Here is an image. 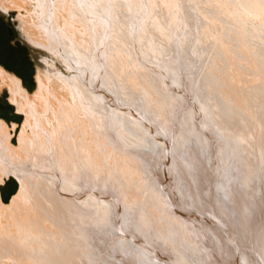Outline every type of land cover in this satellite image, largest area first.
Wrapping results in <instances>:
<instances>
[{"label": "bare ground", "instance_id": "bare-ground-1", "mask_svg": "<svg viewBox=\"0 0 264 264\" xmlns=\"http://www.w3.org/2000/svg\"><path fill=\"white\" fill-rule=\"evenodd\" d=\"M152 1L148 0L149 4L150 3L152 4L153 10L151 12L153 13L154 8L158 7L159 5L156 4V1L153 2ZM214 1H219V0H214ZM182 2H183L182 0L177 2H175L174 0H170V2L168 1L167 3L164 4V6H167L168 8L171 7V10H173L174 8V11H172V13L169 12V16L167 17L168 18L167 20L169 21H166L164 19L166 23L169 22L168 25L166 26H168L169 28H171L172 26L176 27L179 20H181L183 23L182 25L183 27L182 28L180 27L178 34H175L173 32L174 29L171 31L173 32V36H172L173 41L171 42V44L172 43L175 44L174 45L175 47L171 52L174 53L176 60L177 59L184 60L183 54L185 49L183 45L188 40V37L193 33L190 29L189 30L187 29V26L188 28L191 27V23L188 20V16L190 15V13L188 15L186 8L188 7L192 9L194 13L193 16L196 15L195 17L198 18L197 15L199 12H201V9L202 12L205 11L203 10L205 7L202 4L206 5V7L207 6L214 7L215 5L212 3V0H184V3ZM191 2L192 4H190ZM80 3L84 5L83 6L84 8L86 6L85 11H89L90 17L92 16H95V18L98 17L95 14L94 15L91 14V13H96L95 11L91 10V7L93 6L99 7V3L98 5H96L97 4L96 0H0L1 12H7L9 9H14V8L17 9L18 11L24 10L25 14H19L17 18L19 21V29L21 30V34L23 35L25 40H27L28 43L32 44V46L34 45L35 47L39 45L44 51L43 55L41 56L39 55L40 66L38 67L37 76H36L37 89L32 94L24 89V87L20 83V80L17 77L12 75V73L10 74L6 72L4 69L0 67L1 86H5L8 89L10 93V101L16 106L18 112H22L25 115V119H26L21 129V132L18 136L17 146H13L10 143L9 129L0 119V183L2 182V178L9 174H13L19 182V189L17 193L11 197L9 203H3L2 201H0V262L4 261L3 259L7 257L13 259V256L10 257L12 253H15L16 255L15 257L17 258L19 254L22 255V257H26L29 253H32V258L26 260L18 258V260L23 262V264H26L25 262H28L29 264H80L79 259L81 258H79V242H78L80 204H79V199H77V197H79V171L77 175L78 178H76V180H74L72 172H74L73 171L74 168H76L77 166L79 167V157L77 154L78 152L77 150L79 149V118H80L79 107L81 106L83 108V110L80 109L81 112L84 114L83 120L90 121V117L92 114L91 111L92 108L89 107V103L87 102L86 100L87 98L85 97L87 95H83L81 92H79V88H80L79 85H80L85 90L84 92H86V94H89L91 96L93 101L96 102L101 101V103L102 102L104 103L105 106H103V104L101 106L103 108L106 107L108 114L111 115L113 120L117 118L119 121L123 122V120L125 121L123 115H128L129 117L131 116V119L133 118L136 119L135 121H138L137 124L144 125L145 129L148 130L147 132L148 135H152L151 134L152 132L150 133L149 131L150 125L148 126L145 123L152 124V122L155 121L162 129V131L159 132L160 135L162 134V138L158 139L159 137L157 138L154 137V140L152 139L154 141L152 142L155 145L149 144V142H147L146 146L142 147L143 153L142 154L140 153L138 155V157L140 156L139 157L140 159L136 160V161H140V160L142 161L139 162L140 166L136 165L132 168L131 164H128L130 169L131 170L134 169L136 173L132 174L133 172L132 171L129 174L128 172L131 170L127 171L124 182L126 181L127 184L129 185L133 183V187L135 188V190H139V189L141 190L146 188V186H149L152 183H156L160 190V199L162 203L166 205L167 208L169 206V208L167 209L169 212L166 210L167 212L165 213L164 212L165 209L164 210L161 209V207L162 206L164 207V205L161 204L162 206L160 207L159 203L154 200L155 204L153 203L152 205H156V207L154 208L149 207V208L151 210L154 209V213L155 215L157 214L158 219L157 218L155 220L152 219L153 216L150 213L149 214L145 213L144 215L140 212L139 214H141V217L139 216L140 217L139 225H142L145 220H148L150 221V224L153 223L155 227L157 228L159 227L162 229L161 227L162 223H164L165 221L166 223H171V226H173L172 229L169 227L168 228L172 230L174 234V239L172 238L173 235L171 236V238L174 241L176 240V242L179 241L182 242L184 240L185 244L181 243V248L183 247L188 252H194L193 250L195 248V245L189 239H187L188 237L186 235V232L183 231L185 229L180 230L179 225L177 223L172 222L173 212H175L174 214H182L181 219H183V221L186 223L185 224L186 228H188L191 231L193 238H195V240L197 239V241L201 243L202 248L205 250V252L202 254V256H204V258H202L204 264H264V200L261 199L259 196L258 197L254 196V194L252 193L253 187H252V192L249 193L248 189L243 190L242 187L238 188L237 186L238 183L235 186V183L233 181L234 176L223 174V172L225 171L229 172V174L230 173L236 174V172L231 171L233 169L229 167H228L229 169L222 168L223 165L220 163L221 160L219 159H222V156L226 154L227 150H225L226 148L223 147L220 142H218L219 138H217V136H213L215 133L210 123L211 120L208 114L209 105L208 102L206 101V99H208L206 97L207 96L206 93L208 92V90L207 89L204 90L206 91V93L204 91L203 92L198 91L197 93L196 92L197 89L194 90L192 88V83H191L192 81L190 79L191 74L189 73L190 70L189 72L187 71L190 74V75L187 74L188 75L187 76L185 75L186 74L185 71H184L185 74L184 73L182 74L183 70H186L182 68L179 74L180 76L178 75L179 78L176 79L174 77L176 79L174 81V85L180 87L182 90V94L179 95L177 94L178 97H180L184 101L188 97L187 101L189 104H191L192 107H193V102L191 101L194 99L196 104L201 107L203 111L202 119L210 126L208 131L209 134L212 135L210 137V135L204 132L203 134H201L202 136L200 135L198 137L197 136L194 137V133L192 131L190 145L179 148L178 145L175 143V139L177 134H179L178 124H180L179 123L181 119L180 116L183 115L182 117H185L184 114L186 115V113L183 114L181 113L183 112L182 104L180 108H178V106L180 105L178 104L179 101H177L178 98L177 99L174 98L176 99L175 104L172 105L174 107L173 110L174 113L170 117L171 118L170 122L169 120L167 122L166 119L163 120L162 118H161L162 120L160 118L158 119L151 118L150 116L146 115L147 113H145L141 109L140 110L143 113L140 112L141 114H139L138 108H137L138 110L135 109L136 114H134L130 110V105L134 107L133 104L127 102L125 98L121 97L120 95L112 92V91H116V88L112 84L113 81L111 83V81H109L108 78H105V75L103 73L104 65L99 56V51L96 48L97 44H95L96 40L97 42L101 40L99 38L98 40L95 37V35L97 34L96 32H98L97 30L101 29L100 27H98L99 29H97V26L100 24V22L101 24L99 26L107 27L109 31L110 29L113 28L114 25H116V23L114 24L115 11L107 7L101 8L100 11L101 18L104 19L103 20L100 18L102 21H99L97 19L95 20L94 18L87 19L88 18L87 16H86L87 18H84L86 22L87 21L89 22L90 20L91 22L92 21L93 22L92 23L90 22L88 28H85L87 27V25L83 27L85 28L86 31L83 30L82 32L85 33L88 32V40L84 42L85 40L84 39L83 49L82 48L79 49V43H80L79 18L81 17L79 14ZM109 3L111 4V2ZM128 4L130 5V3ZM254 4H256L258 10L262 9L259 12V16H264L263 15L264 0H256ZM182 5L183 7L181 8ZM252 7L255 8V6ZM226 9L228 10V8ZM245 9L247 10V8ZM246 10L244 12H246ZM250 11H252V9L247 11L248 14ZM151 12L150 14H152ZM244 12L242 14H245ZM218 13L220 14V12ZM156 14L153 15V17H151L150 20L156 21L155 23L152 22V27L154 28L155 31H160L159 29H161L163 33L161 32L160 35H157V32L153 33L145 29V24L147 25L148 18H147V23L144 24L140 23L139 25H136L134 23L133 24L136 25L138 29L144 28L142 30L145 35L147 34L148 31L151 32L150 34L152 35V37L153 35L154 38L155 36H157L156 39L152 38L153 40L149 42L150 46H152L154 49L153 50L150 49L151 48L150 46H149L150 48L148 46L147 48L149 49L148 53L149 52L151 53L153 51L152 54L154 53V55L158 56V54L162 53L161 50H164V48H166V44L163 43L165 45L164 46L158 40L159 39L163 40L162 42H164V40L165 42L166 41L168 42V40L166 37L167 33L166 31H164L165 29L167 30V28L164 26V24L161 21L159 22L160 17L161 19H163V16H161V14L160 15L158 14L157 16ZM162 14L164 15L163 12ZM239 17L240 16H238V18ZM243 17H248V16L243 15ZM255 18L256 17L254 16V19ZM208 20L211 21L210 19ZM116 21L118 20H115V22ZM95 22L98 23V25L95 26L96 24ZM196 24H197V30L201 28L198 23ZM220 24H223L222 21L220 22ZM248 25L251 27H247ZM242 26L247 27L246 29L244 28L243 32L245 33L248 32L250 33L251 36H254L257 39L264 38V33L261 31V29H258L259 27L258 28L256 27L257 25L255 26L254 24L243 23ZM250 28L252 30H249ZM183 30L184 33L186 31L188 37L185 34H183ZM101 31H103V29H101ZM101 31L100 33H102ZM223 31H225V29ZM218 32L221 33L220 31H217V33ZM245 33L242 34L241 32L235 31L236 37L239 36V38H242L247 41L248 38L245 36ZM135 34L137 35L138 38L139 35L137 33ZM136 35L134 36L136 37ZM226 35L231 36L230 33H227ZM222 37L224 36L222 35ZM94 38L95 41H93ZM230 40L231 39L228 38V42H225L226 47L229 46V44H231ZM89 45H91V47H89ZM196 48L198 47L196 46L192 50H194L195 52L197 50ZM81 49L83 50V52H81ZM144 51L147 50L144 49ZM243 51L245 53H248L249 55L246 54L244 56H241L240 54L238 55V52H234L233 50H231L232 54L234 55L233 58L229 53L230 51L225 50L226 59L230 60L232 66H234V68L236 67V69L238 70V74H240L238 78L231 79L232 77L230 78V75L227 73L221 75L219 73L220 69L218 70L217 67L214 69L213 72H211V74L213 75H210L211 78L210 82L214 84V87L216 88L221 87V85L223 84V87L225 89V91H222L220 90V88H217L219 89L218 91L219 99L218 97H216L217 99L214 98L217 106L215 107L216 109L213 110L214 119L212 120L215 121L217 120L219 128L223 129L222 132L226 134L228 133L231 140L234 141V142L231 141L230 144L232 145L230 148L234 149L233 151L235 153H238L240 151V150L238 151V149H240L239 146H236L238 145L236 144L237 140L239 142L241 140V137L245 136L246 128H244L243 126H245L246 124L248 127H250V123H251L250 121H252L251 125H253L254 123L255 126L253 125L252 127H250V129L252 128L254 129L255 127L257 129V130L254 129L255 131L253 132L251 131L252 133H254V135H256L254 137V140L251 141V143L253 142V144L254 142H256L255 145L257 150H254L256 153V151L259 152L261 150L262 146L260 144H263V141H260V139L261 140L264 139V132L261 131V129L259 130V128H263L264 124L259 121L257 122L256 119L255 120L253 119L254 117L253 114H255L256 112L249 113L250 109L248 107L247 101H245L246 99L244 98L245 95L244 92H248L246 96L248 97V99H250L248 94L250 95V92H253L251 89H253L254 92L256 93L253 94L251 93V94L254 95L258 93L257 96L264 100V95H261L264 93V86H260V84H264V83H262L261 81L260 83H257L256 81H254L256 80L255 77L252 78L253 80L251 82L248 81V78L246 79V77H244L245 74H247L246 71L244 72V70L247 67H243L241 64H238L236 60L241 59L243 62H246L247 60H249V58H252V56L256 57L258 55L257 57L259 59H261L262 57L260 62L258 60L257 62H255L254 60L253 63L256 66L257 70L264 75V71L262 67H260L261 64H264V55L261 56V53H259L258 50L250 51L248 49ZM257 57L256 59H258ZM218 59L221 62L225 60L223 57ZM232 59L233 61H231ZM56 61H58L61 64V66L66 67L67 70L74 71L76 74H72L71 76L65 77L60 73L58 74L56 72H53L52 69H54L56 66H53L51 62H56ZM154 62L155 61H153V63ZM157 62L155 63L157 64ZM186 64H188V62ZM108 66L110 65L108 64ZM178 66L180 67V64ZM221 66L224 67L226 66V64ZM239 66L240 69H238ZM157 67L159 70V65ZM161 69L160 71H158V74L162 73ZM225 69L227 68L224 67V70ZM246 70L248 71V69ZM155 74L157 75V72H155ZM173 76H175V74ZM220 76H224L222 80ZM255 76L258 75L256 74ZM105 79H107V82H105L106 81ZM150 79L151 78H148V80ZM226 82L228 83L227 85L224 84ZM106 83H109L108 84L109 86L106 85ZM257 84L259 87H257ZM99 86L105 90L106 89L109 90L110 94L112 92L113 96L107 95L106 92H102L99 91V89H96ZM214 87L213 89L215 90ZM254 87H256V89H254ZM143 89H144V85H143ZM157 90L158 89H156V91ZM237 90L241 93V95L243 93L244 95H242L241 97L238 94L239 92L238 93L236 92ZM201 92L203 94H201ZM210 92L213 93L214 91L211 90ZM252 95H250L251 98H253ZM79 97L81 99L80 101H79ZM113 99L115 101L114 105L112 102ZM230 99H232L231 101L236 99L233 102L234 104H236L235 105L236 107L233 106L234 109L233 110L231 109L233 113L230 112L231 110L229 111L230 108H228V106H226L225 104L228 103L229 101L227 100ZM237 101L239 102V104L241 103V105L243 106L242 112L249 113L250 118L252 120L250 119L249 121L248 119L246 120L245 118H243L244 121L242 120V115L244 117V115L246 114L239 113L240 108L237 109V106L239 105ZM257 103L259 102L256 101L254 103V105H256L255 107L257 108V110L259 109L261 110L260 105L263 106L262 107L263 110L264 102H261L259 106ZM90 105L91 106L93 105L92 101L90 102ZM241 105L239 107H241ZM97 107L100 108V106L98 105ZM142 107L139 106V108ZM110 108L114 111V113L110 112L109 110ZM185 109L184 111H186ZM236 109L237 111H235ZM231 113L233 115L231 117H228L231 115ZM262 113L264 116V111H262ZM190 116H191L190 113H188V117L185 119L189 120ZM195 117H196L195 115L191 116L192 119H194ZM227 119L229 120L230 125L227 124ZM194 120L196 122L194 121L193 125L196 128L198 126L197 120L196 119ZM122 122L121 124H123ZM90 127L91 126H88V128L91 129L90 135L93 136V134L96 132H93L92 127L91 128ZM228 128H231L233 131H228ZM233 128H235V131ZM223 133L219 134L221 135L220 139L225 138V137L222 138ZM180 134L182 133L180 132ZM110 136L113 137L112 134ZM224 144H227V142ZM259 145L261 147H259ZM112 146H113L112 143H110L109 141L103 144L104 149H109L110 147L112 148ZM99 149L101 150V147H98V150ZM260 153L262 154V152ZM216 154L218 158L216 157ZM250 154L251 153H249V155ZM246 157H248V154L246 155ZM251 158L255 160L254 156ZM235 168L236 166L234 167V169ZM100 169L103 171L102 168ZM121 171L125 173L123 169H121ZM222 174L223 176L225 175L224 176L225 179L222 176ZM129 175H131V177ZM167 176H169L170 178ZM227 176H230V179ZM221 177L223 178L221 179ZM169 179L171 180L168 181ZM72 182L75 183L76 185H73ZM244 184L245 183H243V185ZM113 185L114 184L112 182L111 186ZM101 188L104 189V187ZM112 188L114 190L116 188L115 192L114 190H112ZM112 188L104 189L105 190L104 193L114 194L118 196L119 193H122L123 191V190L118 191L117 187L115 186H113ZM124 191L126 190L124 189ZM64 192L67 193L71 192L72 197L69 196L67 197L66 196L67 193ZM149 192L151 196L153 195V198L156 199V197H154V194L152 192L151 186L149 187ZM123 194L124 192L122 193V196ZM111 202H113V206L115 205L117 207L118 201L116 199H111L110 201L107 199H103V202L99 200L98 202H95V204L97 205V207L100 208L101 206L100 204L104 203L105 207L108 208V213L113 214V218L112 216H110V220L112 221L113 227L118 229L121 235H124L125 233L127 234V232L129 234L134 235L132 228H135L136 231L140 233L142 238H144L141 230L138 229L137 225L131 228V225L127 223L130 222L126 215V214H130L128 212L129 210L127 211L128 213H126V211L123 212V219L121 220L120 214L117 212V210L119 211V208H117V210H115L116 207L115 209L110 208L109 205ZM122 203L123 205H126L124 201ZM230 204H235V206L233 207L235 209L233 211H231L230 207H228V205ZM104 205H102L103 208ZM175 205L178 206V209L180 208L183 212L178 213L177 209H175ZM102 207L101 209H103ZM189 211H191L192 214L195 215H191L190 213H188ZM68 212H70V214H67ZM170 212H172L171 215L169 214ZM136 213H138V210ZM72 215H74V217ZM179 216L181 217V215ZM132 222L133 221H131L130 223ZM43 226L46 228L47 231L44 229ZM34 230L36 234L31 235V233ZM164 230H166V227ZM172 232L170 233L172 234ZM163 233L165 232L163 231ZM158 234L161 233L159 231L150 230L149 237L147 238L146 236L144 239L149 244L151 243L152 245H157L158 249L163 253L171 254L170 251H168L169 250L168 246L164 245L163 243L164 241H162L161 238H159ZM51 235H54L55 238H52L53 236L51 237ZM162 236H163L162 238L166 237V235L164 234ZM40 237H42L43 239L45 237H48L49 241L46 243L44 241L35 243V246H32L31 249L29 246L31 242L28 243L27 247L29 248L24 247V240L26 242H28V240L29 241L33 240L35 242V239ZM146 238L148 239V241ZM154 239L155 240L157 239V241H154ZM127 242L128 239L127 241H121V243H119L118 241L116 243L113 242L114 244L113 246L111 245L112 247L111 251L112 253L118 252L119 256H117L116 254L115 257L114 256L112 257V254L108 255L107 258L105 259L106 261L103 262V264H149L145 261L139 260L138 252L139 251L141 252L142 250V252H144L146 256L147 255L149 256V253L152 251L151 246L147 245L149 246L148 248L145 246L143 242L142 243L140 242V244L137 243V245L135 244L136 246L134 244L132 245L131 244L132 242L131 243H127ZM167 242L165 241V244ZM16 245H18V248H16ZM9 246H11L12 250L9 249ZM36 256L38 258L37 260H35ZM173 261L175 262L174 258ZM91 262L93 264L96 263L93 261ZM163 262L168 263V259H164ZM158 264L161 263L159 262Z\"/></svg>", "mask_w": 264, "mask_h": 264}, {"label": "rangeland", "instance_id": "rangeland-1", "mask_svg": "<svg viewBox=\"0 0 264 264\" xmlns=\"http://www.w3.org/2000/svg\"><path fill=\"white\" fill-rule=\"evenodd\" d=\"M153 1H156V4L159 5L158 7L154 8L155 13L151 12L153 10L152 4L151 3L149 4L150 1L148 2V0H144V1L143 0H111V1L110 0H96V3H97L96 5H98V3H99V7L101 6L100 9L98 6H96V7L93 6L94 8L91 7V10H93L97 13V14L91 13L92 15L95 14L96 16H98L96 18H95V16L90 17L89 11H85L86 6L84 8L83 7L84 5H82L80 3L79 4V14L81 17L79 16L80 17L79 18L80 19L79 20V26H80L79 27V36H80L79 37V42H80L79 43V49L80 48L83 49V46H84L83 40L85 39L84 42H86L88 40V32L85 33L82 31L85 30V28H88L90 25V22H91V20L89 22L88 21L86 22V20L84 18L88 17L87 19L94 18L95 20L97 19L99 21H102L101 19H103V18H101V13H100L101 8L107 7V8L114 10L115 11L114 12L115 13L114 24L116 23V25H114L113 28L110 29V31L107 27L99 26L101 24V22L99 25H98V23H99L98 21H97L98 23L95 22L96 23L95 26L98 25L97 29H99L98 27L103 29V31H101V29L97 30L98 31V32H96L97 36L95 35V37H96V39L99 38L101 40L98 39L99 42H97V40H96L95 44H97L96 48L99 51V56H100V58L103 62V65H104L103 66L104 67L103 73L105 75V78H108V80L111 81V83L113 81L112 84L116 88V91H112V92L120 95L121 97L125 98V100L127 102H130L131 104H133L134 107H132V105H130V110L134 114H136L135 109L138 108L139 114H141L140 112H142L141 110H143L145 113H147L146 115L150 116L151 118H154V119H158V118L161 119L162 118L163 120L166 119L167 122H168V120L170 122V119H171L170 117L174 113V111H173L174 107L172 105L175 104V100L178 98L177 101H179L178 104H180L178 106V108H180V106L182 104V106H183L182 111L183 112H181V113L182 114L186 113V115L184 114L185 117H182L183 115L180 116V118H181L179 121L180 124H178L179 134H180V132L182 134H180V136H179V134H177L176 139H175V143L178 145V147L182 148L184 146L190 145L191 137H192L191 136L192 131L194 133V137L195 136L198 137L201 134H203L204 132L207 133L208 135H210L209 131H208L210 126L202 119L203 118V115H202L203 111H202L201 107L196 104L194 99L191 101V102H193V107H192L191 104H189L187 101L188 97L186 98L185 101L183 99H181L180 97H178L179 94H182V90L180 87L174 85V81L177 78H179V76H180L179 74L181 72V69L182 68L186 69V70H183L182 74L184 73V71L186 72V74L184 73L185 75L191 74L190 75L191 77L190 76L189 77L192 81L191 82L192 88L194 90L197 89V91H196L197 93H198V91L203 92L205 89L208 90L207 93H206V91H204L207 95L206 97L208 98V99H206V101L208 102V105H209L208 106V114L210 116V120H211L210 123H211L212 129H213L215 134L217 133L216 135L214 134L213 136H217V138H219L218 142H220L222 144V146L226 148V149L225 148L224 149L227 150L226 154L222 156V159H219V160H221L220 163L223 165L222 168H224V169L231 168V169H233L231 171L236 172V174L235 173L229 174V172L225 171L227 174L225 172H223V174L234 176L233 177L234 180L233 179L232 180L234 181L235 186L238 183V185H237L238 188L242 187L243 190L248 189L249 193L252 192V187H253L252 193L254 194V196H256V197L259 196L261 199L264 200V170H263L264 169L263 168L264 167V157H263L264 156V139H262V140L260 139V141H263V144H260L263 148L259 145V147H261L262 151L261 150L259 152L256 151V153H255L254 150H257L256 145H255L256 142H254V144H253V142L251 143V141H253L254 137L256 136L252 132L257 130V129H256V127L254 128L255 130L253 128L250 129V127H252L254 125V123H253V125H251L252 121H250L251 118L249 115L250 112L251 113L256 112L255 114H253L254 115L253 119L254 120L256 119L257 122L259 121V122L264 124V120H262V119H264V116L262 113V111H264V108L262 110L263 106L260 105L261 102H264V100L257 96L258 93L252 95L253 93H256V92H254L253 89H251L253 92H250V95H252L253 98H251V96L248 94V96L250 97V99H248V97L246 96L248 92H244L245 95H244V93L242 95H244V98L246 99L245 101H247V103H248V107L250 109L249 113H247V112L243 113L242 112L243 106L241 105V103L239 104V102L237 101L239 104V105L237 104L238 105L237 109L240 108L239 113L246 114V115H244V117L242 115V120H243V118H245L246 120L248 119L251 123H250V127H248L246 124H245V126H243L244 128H246L245 129V136L246 137L245 136H243L244 138L241 137V140L239 142H238V140H237V142L235 141L236 144H238L236 146H239V148H240V149H238V151L239 150L240 151L239 152L237 151L238 153H235L233 151L234 149L230 148L232 145L230 143L233 140H231L228 133L226 134V133L222 132L223 129L219 128L217 120L216 121L212 120V119H214L213 110H215L216 109L215 107L217 106L214 98L218 97V99H219V93H218L219 89H217V88H220V90H222V91H225V89L223 87V84L222 85L220 84L221 87L216 88V87H214V84H212L210 82L211 81L210 75H213V74H211V72H213L216 67L218 70L220 69L219 73L221 75H224L225 73H227L230 75V78L232 77L231 79H233V78L236 79L240 75V74H238V70L236 69V67L234 68V66H232L230 60L226 59L225 50H229L230 51L229 53L231 54V56L233 58H234V55L232 54L231 50H233L234 52H238V55L240 54L241 56H244L246 54L249 55L248 53H245L243 51V50H248V49L250 51L258 50L259 53H261V56L264 55V38L257 39L254 36H251L250 33L243 32L244 28L246 29L247 27H251V26H249V25L247 27H243L244 25L242 26L243 23L244 24L245 23L254 24L255 26L257 25L256 27L257 28L259 27L258 29H261V31L264 33V31H263L264 30V25H263L264 24V22H263L264 16H259V12L262 9L258 10V8L256 7V4H254L256 0H237V1H235V0H225V1L219 0L220 2L212 0V3L215 4L214 7L213 6L212 7H208V6L206 7V5L201 3L205 7V8L204 7H201V8H204L203 10H205V11L202 12V9H201V12H199L197 15L198 18H196L195 17L196 15L193 16L194 15L193 10L187 7L186 11L188 12V15L190 13V15L188 16V20L191 23V27L188 28V26H187V29L188 30L190 29L193 33H192V35H190L188 37V34L186 33V31L184 33V30H183V34H185L188 37V40L183 45L184 49H185V50L183 49L184 50V54H183L184 60H181V59L176 60L174 53L171 52V51H173V48L175 47L174 46L175 44H173V43L171 44V42L173 41L172 36H173V32L175 34H178L180 27L181 28L183 27L182 26L183 23L181 20H179L176 27L175 26L171 27L172 29L169 28L168 26H166L169 23V22H167V23L165 22V20L169 21V20H167L168 19L167 17L169 16V12L172 13V11H174V8H173V10H171V7L168 8L167 6H164V4L167 3L168 1L170 2V0H153ZM165 1H167V2H165ZM174 1L177 2V1H181V0H174ZM182 1H183L182 3H184V0H182ZM109 2H111V4ZM196 2H198V1H196ZM128 3H130V5ZM190 4H192V2ZM80 6H82V7H80ZM248 6L251 8H249ZM252 6H255L256 9ZM182 7H183V5L181 6V8ZM229 7H230V9H229ZM226 8H228V10ZM245 8H247V10ZM244 9L246 10V12H244L245 11ZM248 9L249 10L252 9V11H250L249 14L247 12V11H249ZM177 10H178V7H177ZM80 11H82V12H80ZM150 12L152 14H150ZM162 12L164 13V15L162 14ZM218 12H220V14ZM243 12L246 15L242 14ZM156 13H158L159 15L161 14V16H163V19H161V17H160L159 22L161 21L164 24V26L167 28V30L165 29L164 31H166V33H167L166 37L168 40V42L167 41L165 42V40H164V42H162L163 40H160V39L158 40L159 42H161L162 45L166 44V48H167V49L164 48V50H161V52L163 54L160 53V54H158V56L154 55V53L152 54L153 51L151 53L150 52L148 53L149 49L147 48V46L148 47L150 46L149 42L151 40L157 38V36H155V38H154V35L152 37V35L150 33L151 32H153V33L157 32V35H160L162 32L161 29H159L160 31H155L154 28L152 27V22L155 23L156 21H154V20L152 21L150 19ZM19 14H25L24 10L18 11L17 9L14 8V9H9L7 12H1L0 11V67L2 69H4L6 72H8L10 74L12 73V75L17 77L20 80V83L24 87V89L32 94L37 89L36 76H37L38 67L40 66L39 65L40 64L39 58L41 55L44 54V51L42 50V48L39 45L34 47V45L32 46V44L28 43L27 40H25V38L21 34V30L19 29V21L17 19ZM158 14H156V15L158 16ZM243 15L248 16V17H243ZM263 15H264V13H263ZM204 16H205V18H204ZM238 16H240L239 18H241V19H239ZM254 16L256 17L255 19H254ZM117 17H118V19H117ZM147 18H148V23H147ZM81 19H82V22H81ZM208 19H210L211 21H209ZM233 19H235V20H233ZM115 20H118V21L115 22ZM130 20L132 21V23ZM193 21H194V23H193ZM221 21L223 24H220ZM133 23L136 25H139L140 23L141 24L147 23V25L145 24V29L148 31H151V32L147 31V34L145 35L143 33V30H142L144 28L138 29V27L136 25H134ZM149 23H150V25H149ZM196 23H198L201 27L198 30H197V24ZM131 24H133V25H131ZM212 24H214V25H212ZM86 25H87V27L83 28ZM134 27H136V28H134ZM234 27H236V28H234ZM81 28H83V29H81ZM222 29L223 30L225 29V31H223ZM87 30H89V29H87ZM172 30H173V32H171ZM221 30H222V32H221ZM249 30H252V29L250 28ZM100 31L102 33H100ZM201 31H202V34H201ZM217 31H220L222 34L218 32L220 34L219 35L217 33ZM235 31L241 32L242 34L245 33V36L248 38L247 39L248 42L242 38H239V36L236 37ZM110 32L111 33L113 32V33L111 34ZM135 33H137L139 35L138 38H137V35ZM216 33L218 34V36ZM227 33H230L231 36L226 35ZM208 34H210V35H208ZM134 35H136V37ZM222 35L224 37H222ZM169 36H170V38H169ZM161 38H162V36H161ZM219 38H222V39H219ZM228 38H230L232 41L230 40L231 44H229V46L226 47L225 42H228ZM225 39H227V40H225ZM93 41H95V38ZM213 44H214V47H213ZM196 46L198 48H196L197 50L194 52V50H192V49ZM89 47H91V45H89ZM150 47H149L150 49H152V50L154 49L152 46H150ZM82 49H81V52H83ZM144 49H146L147 51H144ZM102 52H104V53H102ZM165 52L167 55L165 54ZM259 53H257V54H259ZM147 54H149V55H147ZM222 57L225 60L222 59L223 61L221 62L218 58H222ZM256 57L252 56V58H249V60H247L246 62H243L241 59L236 60V62H238V64H241L243 67H247L246 69H248V71L246 69L244 70V72L246 71V73H247V74H245L244 77H246V79L248 78V81L251 82L253 80L252 78L255 77L256 80H254V81H256L257 83H260V81L262 83H264V81H262V80H264V75L257 70L256 66L253 63L254 60H255V62H257V60L260 62L262 57H261V59H259L258 57H257L258 59H256ZM56 58H58V57H56ZM150 58H152L154 60H152ZM159 58H160V60H159ZM153 61H155V62L158 61L159 63L157 62V64H156L155 62L153 63ZM186 61L188 62V64H186L187 63ZM231 61H233V59ZM104 62H105V64H104ZM51 63L53 66H56L54 69H52L53 72H56L58 74L60 73V74L64 75L65 77L71 76L72 74H76L74 71H69L66 69V67L61 66V64L58 61L51 62ZM106 63H108L110 66H108V64H106ZM160 63H162V64H160ZM167 64H169V65H167ZM179 64H180V67L178 66ZM224 64H226V66H227V67L224 66L225 68H227V69H225L226 71L224 70V67L221 66ZM158 65H159V70L157 67ZM165 67H167V68H165ZM260 67H262V69L264 71V64H261ZM163 68H164V70H163ZM109 69H111V70H109ZM160 69L162 70L161 71L162 73L158 74V71H160ZM177 69L179 72L177 71ZM238 69H240V66ZM153 70H155V71H153ZM189 70H190V72H189ZM191 71H192V73H191ZM155 72H157V75L155 74ZM108 74H110V75H108ZM163 74H164V76H163ZM174 74H175V76H173ZM256 74L259 77L255 76ZM110 77H112V78H110ZM138 77H139V79H138ZM220 77L222 80L224 76H220ZM148 78H151L150 79L151 81L148 80ZM184 79H186V78H184ZM105 80L104 81L107 82V79H105ZM167 83L169 84V86ZM108 84L109 83H106V85H108ZM224 84L227 85L228 83L226 82ZM143 85H144V89H143ZM210 85H211V87H210ZM218 85H219V83H218ZM260 86H264V84H260ZM79 87H80L79 92H81L83 95H87V96H85L87 98L86 100L89 103V107L92 108L91 109L92 114H91L90 121H89V120H83L84 114L81 112V110H83V108L81 106L79 107V117H80L79 118V149L77 150L78 151L77 154L79 157V167L77 166L76 168H74V170H73L74 172H72L73 178H74V180H76V178H78L77 175H78V171H79V197H77V199H79V204H80V206H79V231H78L79 232V237H78L79 258L82 259V260L79 259L80 264H91L92 263L91 261L96 262L95 264H103V262L106 261L105 259L107 258L108 255L112 254V257L113 256L115 257V254H116L117 256H119L118 252H115V253L113 252L114 253V255H113V253L111 251V249H112L111 245L113 246V244L116 243L117 241L119 243H121V241H127V239H128L127 243L132 242L131 243L132 245L133 244L137 245V243L140 244V242L141 243L143 242L146 247L149 248V246H151V249L153 252L149 251L150 252L149 256L148 255L146 256V254L144 252H142V250H141V252L140 251L138 252L139 260L145 261L149 264H158L159 262L161 264H204L202 261V258H204V256H202V254L205 252V250L202 248L201 243L199 241H197V239L195 240V238H193L191 231L188 228H186V225H185L186 223L183 221V219H181L182 214H174L175 212L169 213L170 215H171V213L173 215L172 216L173 217L172 222L177 223L180 227V230L185 229L183 231L186 232V235L188 237L187 239H189L195 245V248L193 250L194 252H188L183 247L181 248V243H184L185 242L184 240L182 242H180V241L176 242V240L175 241L173 240L174 234H173L172 230L169 229V228L172 229V227H173V226H171V223H166V221H165L164 223L161 224L162 229L159 227L158 228L155 227V225L153 223L150 224V221H148V220H145L142 225H139V223H140L139 218L141 217V214H139L140 212L144 215H145V213H148V214L150 213L154 217V218L152 217V219H154V220L156 218L158 219L157 214L155 215V213H154V209H152V210L150 209L152 207L153 208L156 207V205H152L154 203V200L159 203L160 207L162 205H164V207L162 206L161 209L162 210L165 209V211H164L165 213L168 211L167 209L169 208V206L167 205L168 206V208H167L166 205L164 203H162V201L160 199V190H159L158 185L156 183H152L149 186H146V188H144V189L135 190V188L133 187V183H131L129 185V184H127L126 181L124 182L125 175L127 174V171L131 170L130 167L128 166V164H131L132 168L136 165L140 166L139 162L141 160L140 161H136V160H139L140 156L138 157V155L140 153L141 154L143 153L142 147L143 146L145 147L147 142H149V144L155 145L153 143L154 137L155 138L159 137L158 139L162 138V134L160 135V133H159L162 131L160 126L155 121H153L154 124H153V122H152V124H147L144 122L146 125H148V126L150 125L149 131H150V133L152 132L151 133L153 135L152 136V135H148V133H147L148 130L145 129L144 125L137 124L138 121H135L136 119H133V118L131 119V116L129 117L128 115H123V117L125 119V121L123 120V122L119 121L117 118L113 120L111 115L108 114L106 107L103 108L101 106L102 104H103V106H105L103 102L101 103V101H99V102L93 101L91 96L89 94H86V92H84L85 90L80 85H79ZM213 87L217 91H215L213 89ZM257 87H259L258 84H257ZM96 89H99V91H102V92H106L107 95L113 96L112 92L110 94L109 90H107V89L105 90V89L101 88L100 86ZM133 89H135V90H133ZM156 89H158V90L156 91ZM254 89H256V87H254ZM211 90L214 92L211 93L210 92ZM231 90H233V89H231ZM251 90H249V91H251ZM202 92H201V94H203ZM236 92L238 93L239 91L237 90ZM238 94L242 97L240 92ZM261 95H264V93ZM174 98H176V99H174ZM133 99H134V101H133ZM80 100L81 99L79 97V101ZM210 100H212V101H210ZM231 100L232 99L227 100L229 102L225 103L226 106H228V108H230L229 111L231 109L233 110L234 109L233 106L236 105L233 103L236 99H234L233 101H231ZM254 100H255V102L256 101L259 102L257 104H258V106L260 105L262 111L260 109L257 110V108L255 107L256 105H254V103H255ZM91 101L93 102L92 106L90 105ZM112 102L114 105V102H115L114 99L112 100ZM231 102H232V104H231ZM187 104H189V105H187ZM79 105H80V103H79ZM97 105L100 106V108H98ZM240 105H241V107H239ZM139 106L140 107L143 106V107L139 108ZM185 107H186V109H185ZM184 109L186 111H184ZM237 109L235 111H237ZM109 110L111 113H114V111L111 108ZM232 110L230 112H232ZM244 111H245V109H244ZM188 113H190L191 116H194V115L196 116L194 119L197 120V125H198L196 127L197 129L193 125L194 124L193 122L195 120L192 119L191 116L189 117L190 118L189 120L185 119L188 117ZM232 113L230 116H228V115L227 116L231 117L233 115ZM0 119L4 122L6 127H8V129H9V132H10L9 141H10V143L13 146H17L18 145V136L21 132V129H22L26 119H25V115L22 112H18L16 109V106L10 101V93L5 86H1V82H0ZM121 122L123 124H121ZM227 124L230 125V122L228 119H227ZM88 126H91L93 132H96L93 134V136L90 135L91 129H89ZM233 129L235 131V128H233ZM260 129H261V131L264 132V127L259 128V130ZM228 131H233V130L231 128H228ZM221 133H223L222 138L225 137L224 139H220L221 135H219V134H221ZM256 133H257V131H256ZM111 134L113 137L110 136ZM90 136H91V138H90ZM211 136L212 135H210V137ZM99 138H101V139H99ZM250 138H251V140H250ZM108 141L110 143H112L113 149L111 147L109 149L103 148V144L108 142ZM226 142H227V144H224ZM226 145H227V147H226ZM250 146L252 148V151H251ZM98 147H101V150L100 149L98 150ZM107 151H108V153H107ZM248 152L251 154L249 155ZM260 152H262V154ZM234 153L237 155H235ZM246 153L248 154L249 158L246 157V155H247ZM113 154H115V155H113ZM253 156L255 157V160H253L251 158ZM216 157L218 158L217 154H216ZM224 157H226V158H224ZM245 157L248 159H246ZM132 160H134V161H132ZM76 165H78V164H76ZM235 166H236V168L234 169ZM100 168H102L103 171ZM121 169H123L125 171V173H123V171H121ZM130 172H132V174L136 173V171L134 169L129 171L128 173L130 174ZM223 174H222V176H223ZM237 174H239V175H237ZM100 176H103V177H100ZM121 176H122V178H121ZM129 176L131 177V175H129ZM230 176H227V177H229V179H230ZM259 176L262 178V180ZM167 177H169V176H167ZM223 177H221V179ZM112 178H114V179H112ZM119 178L121 179V181ZM224 179H225V177H224ZM170 180L171 179H169L168 181H170ZM112 182L114 184L113 186L117 187L118 191L123 190L122 193L124 192V194H126V195L123 194V196H122V193H119L118 196L114 195V194H107V193L105 194L104 189L112 188L113 187V186H111ZM242 182L245 184L243 185ZM122 183H124V184H122ZM73 185H76V184L73 183ZM144 185H145V183H144ZM150 186L152 188V192L154 194V197H156V199H154L153 195L151 196V194L149 192ZM101 187H104V189H102ZM243 187H246V188H243ZM18 189H19V182L13 174H9L7 176H4L2 178V182L0 183V201H2L3 203H9V201L11 200V197L17 193ZM124 189L127 192L124 191ZM112 190H114V189L112 188ZM115 190H116V188H115ZM115 190H114V192H115ZM64 193H67V192H64ZM68 193L66 194V196L72 197L71 192H68ZM73 196H75V195H73ZM124 196H125V198H124ZM103 199H107L109 201L111 199H116L118 201L117 207L115 205L113 206V202H111L110 205L108 204L110 206V208L115 209V207H116L115 210H117V208H119V211L117 210V212L120 214L121 220L123 219V212L124 211H126V213L129 212L130 214H126L127 218L130 222L131 221H133V222L132 223L127 222V223H129L131 225V228L134 227L135 225H137L138 229L141 230L144 238L146 236H147V238L149 237L150 230L159 231L161 233V234H158L159 238H161V240L164 241L163 242L164 245L168 246V248H169L168 251H170L171 254L163 253L162 251H160L158 249L157 245H152L151 243L149 244L148 242H146V240L144 238H142L140 233L137 232L135 228H132L134 235L129 234L128 232H127V234L125 233L124 235H121L120 232L118 231V229L113 227L112 221L110 220V216H112V218H113V214L108 213V208L105 207L104 203L100 204L101 205L100 208L97 207V205L95 204V202H98L99 200L103 202ZM123 201L126 205H123V203H122ZM138 203H139V205H138ZM102 205H104V208L102 207ZM145 205L147 206V208ZM234 206H235V204L228 205V207H230L231 211H233L235 209V208H233ZM101 207L103 209H101ZM175 209H177L178 213L183 212L180 208L178 209V206H176V205H175ZM102 210H104V211H102ZM137 210H138V213H136ZM152 213H154V214H152ZM188 213H190L191 215H195V214H192L191 211H189ZM67 214H70V212H68ZM179 215H181V217ZM72 216L74 217V215H72ZM175 219L178 221H176ZM166 220H168V219H166ZM165 227H166L167 232H166V230H164ZM44 229L46 230L45 227H44ZM168 229L170 230V232H172V234L169 232ZM163 231L166 234L163 233ZM33 234H36L35 230L31 233V235H33ZM63 234H64V232H63ZM163 234L166 235V237L162 238ZM172 235H173V237H172L173 239L171 238ZM175 236H176V234H175ZM51 237L55 238L54 235H51ZM124 238H125V240H124ZM163 239H165V240H163ZM41 241H44L46 243L49 241V239H48V237H45L44 239L42 237H40V238H36L35 242L33 240L32 241L28 240V242H26L24 240V247L29 248L27 246H28V243L31 242L29 245L30 249H31L32 246H35V243H39ZM147 241H148V239H147ZM154 241H157V239L156 240L154 239ZM165 241L166 242L168 241V242L165 244ZM199 243L201 246L199 245ZM147 245H149V246H147ZM16 248H18V245H16ZM9 249L12 250L11 246H9ZM177 249H179V250H177ZM1 252H2V250H1ZM12 256H13V259H10L7 257V258L3 259L4 261L0 262V264H23V262L18 260V258L24 259V260L32 258V253H29L26 257H22V255L19 254L18 258H17V257H15L16 256L15 253H12L10 255V257H12ZM173 258L175 259V262L173 261ZM37 259L38 258L36 256L35 260H37ZM100 259H102V260H100ZM164 259H168V263L163 262ZM25 263L29 264L28 262H25Z\"/></svg>", "mask_w": 264, "mask_h": 264}]
</instances>
